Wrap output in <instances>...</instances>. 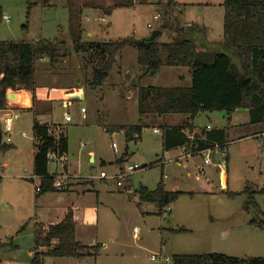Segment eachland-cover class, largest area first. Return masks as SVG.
<instances>
[{
	"label": "rangeland",
	"instance_id": "1",
	"mask_svg": "<svg viewBox=\"0 0 264 264\" xmlns=\"http://www.w3.org/2000/svg\"><path fill=\"white\" fill-rule=\"evenodd\" d=\"M43 1L0 0L3 16L10 19L9 22L0 23V42L38 39L64 42L60 51L68 54L67 58L62 59L54 70L46 60L37 62L36 83L48 87H84L92 73L86 67L83 56L73 52V33L82 31V39L87 42L150 37L165 25V13L168 11L165 1L170 0H133V6L126 8H115L124 5L126 0H48L50 7H44ZM174 1L180 5L175 9L173 7L172 16V19L177 18L178 25L190 18L194 21L203 19L200 10L185 11L186 4L199 0ZM96 2L103 7L114 8L109 13L112 15L106 17L107 24L101 22L103 8L84 9L87 4L92 6ZM221 2L224 0L211 1L214 5ZM156 15H160L161 20L154 22L153 17ZM148 24H152L153 29H147ZM168 24V27L173 28V23ZM174 38L173 31L158 40L171 43ZM135 54L131 49L122 51L120 61L101 90L86 87L84 101L61 104L62 108L55 115L58 122L63 120L64 113L72 119L66 127L69 167L86 177L73 180L92 182L94 180L88 178L98 177L102 171L111 174L115 170V162L126 153L128 161L120 165L137 164L143 168L127 179L125 185L129 190L118 192L115 189L110 194L102 193L106 195L99 198L93 195L89 208L94 213L99 201L101 209V232L94 239V246H100V254L95 264H159L151 260L155 255L170 261L174 256L213 253L237 258H264V229L248 226L256 214L252 209H246L247 197L242 194L248 184L255 185L257 191L264 189V123L252 125L250 116L244 111H238L232 118L224 112L201 113L193 124L201 128L199 131L207 127L224 129L228 145L224 156L216 150L211 152V162L217 167H206V175L196 180L198 170L195 166H203L202 157L189 159L187 168L179 167L175 161L180 151L166 156L161 148L162 137L153 133L156 123L181 127L189 122L187 116H165L160 122L144 121L146 128L137 143H128L123 132L110 133L105 130L113 126L140 123L139 86H186L175 74H170L183 71L181 68L166 67L157 79L141 80L137 76L140 69L137 68ZM77 82H80L79 85ZM8 93L16 94L13 91ZM82 98L79 93L70 96L72 100ZM82 108L87 114L81 113ZM19 116V119L12 120L10 134H6V122L0 121L3 136L0 150V264H30L34 251V230L45 218L40 201L46 193L37 197L36 188H40L41 183L30 181L35 154L32 131L34 117L24 111H20ZM82 117L88 119L83 120ZM89 152H94L96 156L95 165L89 162ZM99 158L113 163L103 168ZM161 158H164L166 165L161 164ZM49 169L53 174H60L61 164L50 163ZM223 171L228 175L227 189H223L219 180V174ZM213 172L218 173L216 179L212 177ZM162 178L166 189L192 194L183 195L170 206L171 211L167 208L159 216L160 209L155 204L136 205L139 203L136 192L141 187L155 190ZM206 185H209L208 188ZM230 194L239 195L230 197ZM65 196L60 194L59 197ZM69 199L60 198L58 203L64 204ZM256 202L264 219V197L259 195ZM180 230L187 231L178 233ZM229 231L230 236L224 238L223 235ZM134 234L138 235L137 240ZM87 237L86 241H91ZM136 244L144 249L133 253ZM52 263L51 260L47 261V264Z\"/></svg>",
	"mask_w": 264,
	"mask_h": 264
},
{
	"label": "trees",
	"instance_id": "2",
	"mask_svg": "<svg viewBox=\"0 0 264 264\" xmlns=\"http://www.w3.org/2000/svg\"><path fill=\"white\" fill-rule=\"evenodd\" d=\"M133 0L115 8L133 6ZM44 7H50L49 1H43ZM161 4V3H160ZM180 5L170 0L166 4V23L162 30L179 32L180 36L187 30L204 28L192 26L177 31V18L172 19L173 7ZM223 39L218 43V52L203 53L198 46L187 37H179L171 43L158 40L147 46L140 41L126 38L115 42H84L82 31L73 33L72 48L76 55L83 56L87 68L91 69V79H86V87L99 89L106 84L111 71L117 64L118 55L125 49L137 52V62L142 70L140 79L154 78L163 67L186 68L192 75L189 88L141 87L138 91V113L140 123L136 126H116L109 129L110 133L123 132L128 143L141 140L145 120L165 115H185L188 124L182 127L163 128L162 152H169L190 144L188 130L193 132V122L201 113L224 112L232 116L237 111L247 110L250 123H264V0H224ZM113 7L106 9L109 14ZM3 12L0 8V23ZM173 23V28L168 23ZM178 34V33H176ZM64 42L57 40H37L29 42H0V111L6 110L8 91L21 90L35 92L36 63L47 60L54 70L68 54H62ZM165 58V59H163ZM59 126L33 124L34 160L33 176L40 180L39 195L54 192V176L49 174L48 155L50 153L66 155L68 139L66 131L59 137L50 135L52 129ZM185 130V131H184ZM224 129L196 133L193 144L196 152L214 149L222 150L227 144ZM161 161V160H159ZM33 182V180H30ZM139 203H151L159 207V216L165 213L184 194L167 192L163 178L154 191L141 187L136 192ZM247 197L246 209L260 214L256 198L264 197V189L257 191L255 185L248 184L242 193ZM239 194H230L235 197ZM250 225L262 228L256 218ZM186 232L180 230L178 233ZM12 245V244H11ZM100 246L87 247L76 240V224L73 214L69 212L64 220L55 226L44 228L37 225L34 230V251L30 264H45L46 259H97ZM171 264H264V258H237L224 254L180 255L172 258Z\"/></svg>",
	"mask_w": 264,
	"mask_h": 264
},
{
	"label": "crops",
	"instance_id": "3",
	"mask_svg": "<svg viewBox=\"0 0 264 264\" xmlns=\"http://www.w3.org/2000/svg\"><path fill=\"white\" fill-rule=\"evenodd\" d=\"M199 1L200 2H189L188 4H186L185 11H187L189 9L200 10V12L203 16V19L194 21V20H192V18H190V20L185 21L181 25H178V22H177V24L175 26V28H176L175 31H177V29L178 30H180V29L186 30V29L191 28L192 26H196V27L201 28V29L204 28L206 31L201 32V30H197V31L196 30H187V33L183 36H180L179 32H176L178 34L175 33L174 39L179 38V37H182V38L187 37V38H190L191 40H194V42L198 46L199 51H201L203 53L218 52L219 49L217 48V45L223 39V21H224V14H225L224 7H223L224 2H221L218 5H214L213 3H211L212 0H199ZM207 1H210V2H207ZM168 3H169V1H167V2L165 1V4H168ZM93 5L91 6L90 4H87L86 6H84V9L90 8L91 10H94V8H96V9L102 10V8H103V10L101 11L103 14L101 16V22H103L104 24H107L106 17L109 18V16L112 15V14H108L106 12V8H109V7H103V5H98L97 2H96V4H93ZM165 8H166V5H165ZM5 18H6V16H3V22H9L10 21V19L7 21ZM159 20H161V16H160ZM165 22H166V20H165ZM160 32L162 33L160 38H162L168 33V30H162L161 29ZM134 34H136V33L134 32ZM146 38H148V36H143L137 40L142 41ZM34 41H36V40H34ZM82 41H84V40L82 39ZM84 42H87V41H84ZM131 50H133V49H131ZM135 53L136 54L134 55V57L136 60V65H137V68L140 69L138 66V62H137V52L135 51ZM121 54H122V52L118 55L117 62L120 61ZM165 68L166 67H163L160 70V72L157 74L156 77H154V78L144 77L141 80L145 81L147 79H149V80L157 79V77L161 75V71L165 70ZM181 69L183 71H173L170 74L171 75L175 74V77L177 79H180L182 83H186V86H180L179 88H189L192 85V75H191L189 69H186V68H181ZM138 75L140 78L142 75L141 69L138 70L137 76ZM79 83L80 82H77V85H79ZM103 87H101L99 89L101 90ZM141 87H156V86H153L152 84H147L145 86H139L138 91ZM159 88H176V87H159ZM76 93L82 94L83 98L81 100H77V101H73L72 99H70V96L73 94H76ZM16 94H17L16 101L14 103L7 101L6 110L0 111V116H1L0 121L4 120L6 122L7 119H12V120L13 119H19L20 118L19 112L24 111V112L29 113L30 115H33L34 121L36 119H38L39 120L38 122L40 124H47V125H55V126H59V127H64L65 131H66V127H68L70 123L69 124L65 123L64 118L61 122L56 121V118H57L55 116V115H57L56 111L58 109L62 108L61 104H64V103L76 104V103H80V102L84 101L86 99L87 89H86V86L76 87L73 85H67V86H59V87H54V86L48 87V86H40L37 84V89L35 90V92L21 90V91L16 92ZM242 111L247 112V114L249 115V112L247 110H242ZM236 113H234L231 116V118ZM85 114H87V111L85 112ZM65 115L66 114L64 113V117H65ZM165 116L169 117L172 115H165ZM165 116H162V117H165ZM162 117H151V118L147 119V121H153V122L155 120L159 121V120H161ZM82 119L87 120L88 118L82 117ZM42 121H46V122H42ZM188 123H190V122H188ZM33 124H34V122H33ZM184 125H186V124H184ZM134 126H136V125H134ZM113 127H116V126H113ZM165 127H173V126H170L166 123L165 124H157L156 123V125H154L153 130H158L159 133H155L154 131H153V133L155 135H160L162 137V140H163V131H164L163 128H165ZM193 127H194V130L192 133H190L188 130H186V131L184 130L185 133L188 134L190 144H191V142H193L195 134L200 133L203 130L202 129L199 131V129H201V128L196 127L194 124H193ZM11 128H12V123H11ZM109 129L110 128H107L105 130L107 132H109ZM32 130H33V128H32ZM204 130L209 132V131H213L214 129L208 130V127H207ZM217 130H220V129H217ZM67 139H68V137H67ZM33 141H34V139H33ZM34 143H35V141H34ZM190 144H187L183 147H180V148H177L174 150H170L169 152H165V154L167 156V155H171L172 152L180 151L175 162L177 163V165L179 167L183 166V167L187 168L186 164L188 163L189 159L193 160L195 157L200 156V155L195 153L196 152V150H195L196 145L195 144L192 145L194 147V149H193V148H191L192 146ZM227 145H228V143L223 148L224 152H227V149H226ZM161 146H162V141H161ZM184 147L187 148L186 152H184V150H183ZM68 151H69V145H68ZM188 154H190L192 157L186 158ZM67 155H68V153L65 155V157H66L65 169L63 170L61 167L60 172L65 171L72 178L73 177L86 178V177H82L79 174V172H77V171L75 172L74 170H70V167H69L70 164H69V159H68ZM88 157H89L90 163H93L94 165L97 163L96 162V156H95L94 152H89ZM127 157H128V154L126 153L122 158L118 159L115 162V166H116L115 170L118 168V166H121L120 164H124L126 161H128ZM164 157H165V155H164ZM33 160H34V157H33ZM99 160H100L99 164L103 168H106L107 165L113 163V162L106 161L102 158H99ZM160 162H161V164L164 163V165H166V161L164 160V158H161ZM56 164H57V162H56ZM49 165H50V163H49ZM201 166L202 165H198L195 167L199 171ZM115 170L109 175H113L116 172ZM198 171H196L197 174H195L196 180L201 179L198 176ZM49 174L51 176L55 175L50 171V169H49ZM56 174H58V172H56ZM217 175H218L217 172L216 173L213 172L212 177L216 179ZM92 178H93L92 180H94L92 182L91 181L90 182H79V181L72 180L70 182V186H69L67 191H62V192L54 191V192L46 193L45 196L43 197V199H41V201H40L41 205L44 208L43 215L45 217L43 219V223H41L40 225L43 226L44 228H48L49 226L58 225L64 220L65 216L69 212H71L73 214L74 222L76 224V240L84 246L95 247L94 246L95 245L94 239H95L96 235L99 236V234L101 232V222H100V220H101V218H100L101 217V209L98 206L100 204L99 201H97L99 203L96 206L97 209L95 210V208H94V213L92 212V208H89V207H91L89 205V203L92 204L93 195L96 194L97 198H99L101 196L104 197L106 195V194L102 195V193H104V192L105 193L108 192L110 194L111 192H115L114 191L115 189L118 190V192H120V191L123 192V191L129 190V187H127L125 185L124 189H117L113 184H106L105 181H100V180L96 179V177H92ZM31 179L33 180V182H34V180H37L38 182H40V180L35 178L34 176H32ZM219 180L221 181L223 189H227L228 175L224 171L222 172V174H219ZM95 181H97V182H95ZM226 183H227V185H226ZM84 184H86V185H84ZM105 185H107V187ZM208 186L209 185H206V188H208ZM165 189H166V186H165ZM166 191L167 192H178L177 190L168 189V188L166 189ZM129 193L133 194L130 191H129ZM182 193L184 195L192 194V192H190V193L182 192ZM36 194H37V197L40 196L38 193H36ZM60 194H64L66 196L65 197H59ZM60 198L61 199H69L70 198L69 199L70 201L66 202L64 204H59L58 199H60ZM88 198H91V199H88ZM136 205H138V204H136ZM94 206L95 205H93V207ZM146 214H150V213H146ZM104 225H105V223H104ZM248 226H250L251 228L257 229L255 226L250 225V223L248 224ZM118 229H120V228L118 227ZM161 230L165 231V229H161ZM135 231H137V229H135ZM230 234L231 233L229 231L225 235H223V237L226 238L227 236H230ZM87 236H89V239L91 238V241H86V239H88ZM134 238H136L135 240H137L138 235L134 234ZM135 246L136 247H135L133 253H136V251H138V250L144 249V247L139 245V244H136ZM104 247H106V246L104 245ZM133 256L136 257V255H133ZM49 260H51L53 262L52 264H95V261H96L95 259H93L91 257H86V258H82V259H66V258L59 259L58 258V259H46L45 264H47V261H49Z\"/></svg>",
	"mask_w": 264,
	"mask_h": 264
},
{
	"label": "built area",
	"instance_id": "4",
	"mask_svg": "<svg viewBox=\"0 0 264 264\" xmlns=\"http://www.w3.org/2000/svg\"><path fill=\"white\" fill-rule=\"evenodd\" d=\"M7 21L9 19L5 18ZM160 19V15H156L153 17V21L157 22ZM147 29L151 30L153 29V25L152 24H148L147 25ZM85 109H81V113L85 114ZM64 121L65 123L69 124L72 122V119L69 115H65L64 117ZM11 123H12V119H7L6 120V134H10L11 133ZM211 128L208 127V130H210ZM65 132V128L64 127H57L56 129H52L49 134L53 135L55 137H59L60 135L64 134ZM155 133H159L158 130H154ZM191 139V138H190ZM8 142H10V140L8 139ZM113 149L115 150V152H117V147L116 145L113 144ZM191 148L194 149V147L192 146ZM196 148V147H195ZM184 152L187 151V148H183ZM213 150L219 151L223 156L225 155L224 150H222L219 146H216L214 149H209V150H204V151H199V152H195L196 154L200 155L203 159V166L200 167L199 171H198V176H205L206 175V167H217L216 164L211 162V152ZM192 156L190 154L187 155L186 158H191ZM48 161L49 163H60L62 166V169H65L66 166V157L65 155H58V154H54V153H50L48 155ZM124 165V164H123ZM119 166L118 170L113 174V175H109L106 172L102 171L100 173V175L98 177H96V179L100 180V181H105L106 184H113L117 189H124L125 188V184L127 182V179L130 178L133 174L143 170L142 167H140L139 165L135 164V165H127V166ZM73 179H79L77 177H70L65 171L61 172L60 174H55L54 175V182H53V189L55 191H67L69 186H70V182ZM88 179H93L88 178ZM40 189L36 188V193H39ZM168 211H171L170 208L168 209ZM151 260L153 262L159 263V264H171L172 261L168 260V259H163L160 255H156L153 256L151 258Z\"/></svg>",
	"mask_w": 264,
	"mask_h": 264
},
{
	"label": "water",
	"instance_id": "5",
	"mask_svg": "<svg viewBox=\"0 0 264 264\" xmlns=\"http://www.w3.org/2000/svg\"><path fill=\"white\" fill-rule=\"evenodd\" d=\"M161 35H162V33L160 31H156V32L152 33L150 35V37L140 41V45L141 46H147L149 44H152V43L156 42L160 38ZM6 99H7V101L14 103L17 99V94L7 93ZM73 101H77V100H73ZM2 139H3L2 130L0 128V150H1V146H2ZM254 217L256 218L258 224H260L261 227L264 229V219L262 218V216L260 214L256 213V215Z\"/></svg>",
	"mask_w": 264,
	"mask_h": 264
}]
</instances>
